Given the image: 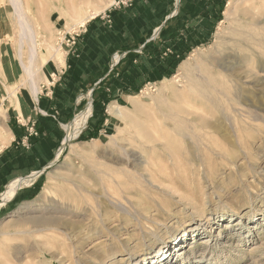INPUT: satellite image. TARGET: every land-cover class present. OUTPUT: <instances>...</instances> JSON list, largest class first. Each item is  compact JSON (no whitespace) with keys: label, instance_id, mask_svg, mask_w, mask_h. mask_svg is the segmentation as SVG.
Returning <instances> with one entry per match:
<instances>
[{"label":"rangeland","instance_id":"rangeland-1","mask_svg":"<svg viewBox=\"0 0 264 264\" xmlns=\"http://www.w3.org/2000/svg\"><path fill=\"white\" fill-rule=\"evenodd\" d=\"M118 1L119 5L116 4ZM136 1L129 6L125 0H89L85 3L81 0H0V133L5 141H9L11 124L20 118L16 97L21 106L23 101L29 106L38 102L33 103L29 91L23 90V86L27 88L31 83L24 66H30L33 43L37 41L39 56L32 62L35 75L32 79L42 89L51 86L60 75L67 53L81 41L90 20H99L102 16L112 23L114 11L131 10L137 5ZM153 1L156 13L151 15V22L148 23L146 14L139 17L138 14L133 21L134 30L139 26L141 30L159 27L175 2ZM229 1L220 0L222 10L216 12L215 17L202 16L204 27L179 37L175 44L163 46L166 55L160 53L151 59L143 57L140 69L133 70L122 81L100 87L95 96L103 98L100 109L97 114L92 110L79 135L69 133L66 126H71L78 114L94 103L76 113L73 122L55 127L44 145L48 154L45 163L34 166V155H30L29 161L34 168L29 173L16 175L9 182L7 190L0 196V204L14 180L32 177L30 182L18 187L23 193L30 189L32 192L26 197L22 194L13 198L16 189L7 200L10 202L3 203L6 207L0 205V239L25 247L24 256H30L32 260L29 264L42 261L46 264H85L88 260L96 261V258L106 256L104 264H264V152H259L264 139L263 111H258L261 120L253 123L246 119L249 125H244L240 115L245 112L239 109L225 126L231 134H204L202 141H192L193 148L188 141L177 138V146L171 147L172 159L159 149L153 152L137 149L135 140L133 148L136 150L126 148L129 151L125 152L120 148L130 136L134 139L144 137L135 132L134 119L148 130L161 127L154 136L155 141L166 146L170 144L173 134H168L169 125L164 127L165 117L179 105H187V84L183 78L186 71L198 74L209 65L210 59L218 58V45L229 37V24L225 19ZM247 1L240 3L243 5ZM82 16L92 17L84 26L77 25ZM57 51L64 53L60 60L55 57ZM120 95L129 98L131 103L123 104L124 112L131 117L119 121L107 111ZM132 103H135L134 107ZM259 108L264 110V100ZM14 115L18 118L12 117ZM20 121L25 123L22 118ZM232 136L240 141L242 151L256 154L259 158L257 169H246L243 163L247 159L243 153L233 163L229 155L236 153L227 142ZM88 162L106 164L101 169H114L116 172H112V176L126 184L121 188L114 186L107 177L103 182L115 192L124 209L113 208L109 215L102 217L103 205L98 196L87 192L82 198L75 197V193L66 195V201L88 205L90 217L51 210L48 201L56 198V190L46 194L45 187L51 182L67 188L70 183L65 177L74 179L88 172ZM150 176H154L153 185L149 183ZM97 190L100 192L101 188ZM41 215L48 219L59 218L62 230L85 219L91 223L85 227L81 238L75 240L66 238L62 230L55 234L32 233L31 236L19 233L35 230V223L27 227H22L21 223ZM0 253L6 262L16 263L1 245Z\"/></svg>","mask_w":264,"mask_h":264},{"label":"bare ground","instance_id":"bare-ground-1","mask_svg":"<svg viewBox=\"0 0 264 264\" xmlns=\"http://www.w3.org/2000/svg\"><path fill=\"white\" fill-rule=\"evenodd\" d=\"M81 1L85 3L89 0ZM240 1L241 0H230L227 5L225 19L229 24V37L224 38L221 41V44L218 45V58L216 60L210 59L211 62H209V65H206L205 67L203 66L204 68L200 69L198 74L186 71L185 76H183L185 83L187 84V105H179L174 108L173 112L165 117L167 122L164 123V127L169 125L168 128L170 132L168 134H173L170 144H167L168 146H166L165 144H159L155 141L156 139H154V136L159 133L158 131L161 127L156 130L153 128L148 130L134 119L133 127L135 128V132L142 133L144 137L142 139H134L133 136H130V138L127 139V143L120 146L123 151L128 152L129 150L126 148L136 150L133 148L135 144L133 140H135L137 142L135 145L136 148L139 147L140 150H144V152H153L155 149H159L172 159L174 154L171 151V147L177 146V138L179 140L188 141L192 147V141H202L206 134H220L224 136L231 134V132L225 129V126L228 125L227 122L229 123V117L233 113L239 112V109H242V112H245L240 115V122L244 125H249L247 122L248 119L253 123L261 120L258 111L264 112V110H260L259 108V105H261L264 100V0H248L247 3L243 5ZM89 17L92 16H82L77 25L84 26ZM33 44L35 47L33 49V57L30 60V66H24L25 73H28L30 77L29 81L31 83L28 86L29 88L23 86V90L26 91L27 89V91H29V99L34 103L38 101L37 97L41 89L34 84L35 81L32 79L35 76L32 72V68L34 67L32 62H34L39 56L37 51V41ZM63 55L64 53L58 54L57 51L55 57L60 60L63 58ZM15 100L20 109L19 115L20 117H23L21 114V103L17 97ZM123 103L130 104L131 102L125 95L118 96L116 101L108 107V114L117 117L119 121L121 119L125 120L130 118L131 116L124 112L125 106ZM131 105L134 107L135 103H132ZM91 114L92 106L87 110L81 111V113L78 114L77 120L71 126H66L67 131L74 136H78L86 126ZM3 116L5 117L6 115ZM169 121L171 123L167 124ZM262 133H264L263 129ZM136 137H139V134H137ZM2 139L3 136H1L0 133V143H2ZM227 142L233 148V153H236L229 155L233 163H236L237 157L243 153L247 159L246 162L243 163V165H246V169L250 168L251 170H255L259 167V158L255 156L256 154H252V151L251 153L248 151H242L239 147L240 141L238 139H235V137L233 138L232 136V140L229 139ZM253 145L254 143L252 142V146ZM261 151L264 152V139H262L259 148V152ZM252 156L253 159L251 158ZM105 166L106 164L104 163L97 165L94 162H88V167L90 169L88 172H83L74 179L65 177L70 183L67 188L61 185L56 186L49 182L48 186L45 187V193H53V190H56V198H51L48 201V204L51 207L50 209L58 212L59 210L67 211V214L73 216L83 218L85 216L90 217L89 212L91 207L88 205L82 206L77 203L71 204L66 201V195L70 196V194L75 193V197L82 198L83 196L86 197L85 193L88 192L93 196H98L100 204L103 205L101 207V210L103 211L102 217L109 215V211L113 208H120L123 210L124 207L118 203L115 192L104 186L103 182L104 178L107 177L110 178L109 180L114 186H119L121 188L126 186V184L119 180L116 181L112 176V172H116L114 169H101V167ZM140 166L142 167L143 165L140 164ZM121 174L124 175L125 173L121 172ZM31 179L32 177L30 176L28 179L14 180L8 187V191L2 196L3 203L11 198L18 187L30 182ZM87 179H90L91 182ZM154 182V176H150L149 183L153 185ZM161 186L165 187L162 183ZM98 188H101L100 192H98ZM172 192L174 193V191ZM58 219L59 218L57 217H49L48 219L42 217V215L41 217L31 218V220L24 221L21 224L22 227H27L28 225L35 223V230H22L19 231V233L24 236H31L32 233H58L62 230L59 226ZM103 219L104 218H102V221H104ZM86 221L87 219L83 222L81 221L79 224L70 225V227L63 229L62 233H64L65 237L70 240L79 239L84 234L85 227L91 223V220L89 222ZM182 236L185 237L186 235L183 234ZM182 236H180V238H182ZM0 245L1 248L7 249L14 259H16V263H8L3 260V255L0 253V264H29L30 261H32L30 256H24L25 247L12 244V242L7 239H0ZM161 255L164 256L163 254ZM107 257L108 256L103 259L96 258V261L90 260L91 262L88 260L85 264H104V260ZM171 263H173V261ZM35 264L46 263L42 261Z\"/></svg>","mask_w":264,"mask_h":264},{"label":"crops","instance_id":"crops-1","mask_svg":"<svg viewBox=\"0 0 264 264\" xmlns=\"http://www.w3.org/2000/svg\"><path fill=\"white\" fill-rule=\"evenodd\" d=\"M136 2L131 10L114 11L112 23L100 14L97 15L99 20H90L81 41L67 53L60 75L55 77L51 86L42 87L37 104L29 106L27 101H23V117L20 118L25 123H21L20 118L17 123L13 122L8 133L9 141L3 138L0 143L3 145L0 149V196L16 175L29 173L34 166L46 162L48 154L44 145L55 127L73 122L76 113L92 105V94L101 87V82L106 86L110 82L122 81L133 70L142 67L143 57L151 59L160 53L166 55L163 46L175 44L179 37L188 36L197 27H204L202 16L208 14L215 17L223 5V1L220 5V0H175L170 6L171 12L159 27L141 30L139 26L134 30L136 15L146 14L149 23L156 13L155 1ZM101 99L102 96H99L96 107L92 105L96 114ZM12 117L18 118L15 115ZM30 128L35 129L39 136L28 135ZM30 155H34V166L29 161ZM21 191L18 189L13 198L22 194L26 197L33 190ZM0 205L6 207L3 203Z\"/></svg>","mask_w":264,"mask_h":264},{"label":"built area","instance_id":"built-area-1","mask_svg":"<svg viewBox=\"0 0 264 264\" xmlns=\"http://www.w3.org/2000/svg\"><path fill=\"white\" fill-rule=\"evenodd\" d=\"M125 1H126V3H128L129 6H131L134 0H125ZM119 3L120 2L118 1L116 4L119 5ZM78 36L79 35H75V37H78ZM66 37L67 36H65L64 39H66ZM73 39H75V38H73ZM73 45H74V43H73ZM28 135L35 136V137H38L39 136L38 133H37V131L35 129H33V128H30L29 129V134Z\"/></svg>","mask_w":264,"mask_h":264},{"label":"trees","instance_id":"trees-1","mask_svg":"<svg viewBox=\"0 0 264 264\" xmlns=\"http://www.w3.org/2000/svg\"><path fill=\"white\" fill-rule=\"evenodd\" d=\"M161 33H162V31H161ZM99 85L102 87L104 85V82H101ZM97 93H98V90L95 89L94 92H93V94H92V97L95 98V96L97 95ZM97 100H98V97L95 98V100H94V106L95 107H96ZM90 123H91V120H90Z\"/></svg>","mask_w":264,"mask_h":264},{"label":"water","instance_id":"water-1","mask_svg":"<svg viewBox=\"0 0 264 264\" xmlns=\"http://www.w3.org/2000/svg\"><path fill=\"white\" fill-rule=\"evenodd\" d=\"M40 173H41V172H40ZM40 173H39V174H40Z\"/></svg>","mask_w":264,"mask_h":264}]
</instances>
